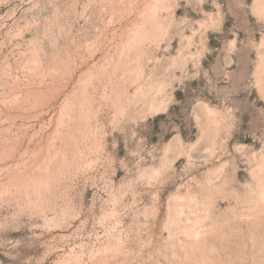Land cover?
Masks as SVG:
<instances>
[{
	"label": "rangeland",
	"instance_id": "1",
	"mask_svg": "<svg viewBox=\"0 0 264 264\" xmlns=\"http://www.w3.org/2000/svg\"><path fill=\"white\" fill-rule=\"evenodd\" d=\"M264 0H0V264H264Z\"/></svg>",
	"mask_w": 264,
	"mask_h": 264
},
{
	"label": "bare ground",
	"instance_id": "2",
	"mask_svg": "<svg viewBox=\"0 0 264 264\" xmlns=\"http://www.w3.org/2000/svg\"><path fill=\"white\" fill-rule=\"evenodd\" d=\"M256 10L258 11L259 14L264 15V4H258L256 7Z\"/></svg>",
	"mask_w": 264,
	"mask_h": 264
}]
</instances>
